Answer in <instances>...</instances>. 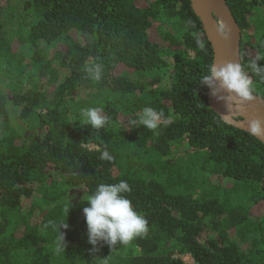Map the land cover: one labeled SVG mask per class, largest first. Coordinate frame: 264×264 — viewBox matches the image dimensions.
I'll list each match as a JSON object with an SVG mask.
<instances>
[{
  "label": "trees",
  "instance_id": "16d2710c",
  "mask_svg": "<svg viewBox=\"0 0 264 264\" xmlns=\"http://www.w3.org/2000/svg\"><path fill=\"white\" fill-rule=\"evenodd\" d=\"M226 2L251 74L264 0ZM213 61L191 0H0V264H264V144L210 108L199 80ZM90 107L104 128L84 122ZM144 107L171 119L155 133L128 125ZM121 180L149 231L94 249L83 208Z\"/></svg>",
  "mask_w": 264,
  "mask_h": 264
},
{
  "label": "clouds",
  "instance_id": "9594fccd",
  "mask_svg": "<svg viewBox=\"0 0 264 264\" xmlns=\"http://www.w3.org/2000/svg\"><path fill=\"white\" fill-rule=\"evenodd\" d=\"M187 24L194 27L191 20ZM221 36L227 38L226 30L221 29ZM201 50L205 44L197 40ZM264 55H257L248 63L251 74L246 72L244 66L236 61L226 63H212L208 65L207 71L199 80V83L210 90V94L217 102H223L227 112L223 114L226 121L233 119L231 113L242 111V106L256 100L253 76L264 81ZM85 71L88 77L94 81H100L103 73V65L92 63L87 65ZM101 107H90L83 111L84 122L92 129L100 130L108 122V117ZM171 117H166L163 111H157L152 107H144L136 118L128 120V125L155 131L161 123L167 124ZM127 130V129H125ZM247 131L257 138H264V119L255 118L247 121ZM112 161L114 157L105 150L100 157ZM131 192V187L126 180L118 183H101L95 191L88 196V207L83 208V214L87 226L88 242L95 249L100 244H106L110 249H116V245H127L138 237L145 236L148 231L147 218L134 210L132 201L127 198L126 193ZM70 209H67L69 213ZM52 222H49L51 224ZM48 225H45L47 227ZM68 228V224L58 226V237L55 251L57 254L65 253V236L60 228Z\"/></svg>",
  "mask_w": 264,
  "mask_h": 264
},
{
  "label": "water",
  "instance_id": "95a60500",
  "mask_svg": "<svg viewBox=\"0 0 264 264\" xmlns=\"http://www.w3.org/2000/svg\"><path fill=\"white\" fill-rule=\"evenodd\" d=\"M194 13L200 18L205 34L213 52V63L229 61L241 63L242 30L232 14L226 0H191ZM221 29L228 33L227 38L221 36ZM210 108L228 125L247 131V121L255 118L264 119V98L256 95V100L242 106V111L231 113L233 119L226 121L223 114L227 112L223 102H217L208 93ZM248 132V131H247ZM264 144V138H258Z\"/></svg>",
  "mask_w": 264,
  "mask_h": 264
},
{
  "label": "rangeland",
  "instance_id": "374dc122",
  "mask_svg": "<svg viewBox=\"0 0 264 264\" xmlns=\"http://www.w3.org/2000/svg\"><path fill=\"white\" fill-rule=\"evenodd\" d=\"M45 45V44H44ZM46 46V45H45ZM62 46L61 45H59L58 47H55V46H48V48H50L49 50H51L52 52H51V56L54 54V52H55V50L56 49H60ZM60 81H61V79H60ZM59 81V82H60ZM92 147V146H91ZM75 201H77L78 200V198H75L74 199ZM259 208H260V206H258ZM186 258V257H185ZM189 259V262H187V264H192V262H193V260L191 259V258H188ZM98 264H103V262L101 261V262H99Z\"/></svg>",
  "mask_w": 264,
  "mask_h": 264
},
{
  "label": "built area",
  "instance_id": "2783aa9c",
  "mask_svg": "<svg viewBox=\"0 0 264 264\" xmlns=\"http://www.w3.org/2000/svg\"><path fill=\"white\" fill-rule=\"evenodd\" d=\"M186 257V258H185ZM183 257L184 262L187 264V262H189L188 258H191L190 256H185ZM192 259V258H191ZM193 260V259H192ZM192 264H194V261L192 262Z\"/></svg>",
  "mask_w": 264,
  "mask_h": 264
}]
</instances>
